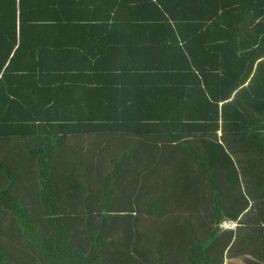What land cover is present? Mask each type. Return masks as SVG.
I'll return each instance as SVG.
<instances>
[{
  "label": "trees",
  "instance_id": "obj_1",
  "mask_svg": "<svg viewBox=\"0 0 264 264\" xmlns=\"http://www.w3.org/2000/svg\"><path fill=\"white\" fill-rule=\"evenodd\" d=\"M225 255L264 264V0H0V264Z\"/></svg>",
  "mask_w": 264,
  "mask_h": 264
},
{
  "label": "crops",
  "instance_id": "obj_2",
  "mask_svg": "<svg viewBox=\"0 0 264 264\" xmlns=\"http://www.w3.org/2000/svg\"><path fill=\"white\" fill-rule=\"evenodd\" d=\"M88 104L92 106V104L90 102ZM86 107H87V105H86ZM219 134H221V133L219 132ZM70 137H80V143L82 144V146H81L82 148L79 151H82L83 147H84V150L82 152L72 151V153L74 155H77L78 152H79L80 156L88 154L89 156L101 155V156L105 157L107 151L104 152V150L114 151L113 153L118 154L117 156L119 158H121V156L123 155L122 149H117L118 146L121 147L120 143L117 144V142H119L118 138H120V137H94L93 135L70 136ZM124 138H128V141H130L131 139H134L135 141L136 140H138V141L140 140L138 137H124ZM149 138H152V137H149ZM169 138L170 137H165L164 139H165V141H167ZM192 138L193 137L182 138L181 141H185V140L192 139ZM124 141L125 140L123 139V142ZM172 143L173 144H169V145H175L174 142H172ZM92 144H96L100 148L93 150V149H91ZM158 147H160L159 144H158ZM156 150H157L156 147L155 148L153 147L152 150L148 151V152L134 149L132 156H136V157L138 156L139 157V156L143 155V153H144V156H149V157H151L153 155L154 156L157 155L156 157H158L160 155H163V156L169 155V154H166L165 150L164 151H159V153L157 154ZM115 168H116V166L114 167V169ZM116 170H118V172L120 173L121 178L128 179V180L134 179L136 177V173L142 172L141 167L134 160H130V161L127 160L126 163H125L124 170H122L121 168L116 169ZM154 176L156 177V175H154ZM6 180H7V178H6ZM70 200H71V198H70ZM149 221H155V216L147 214L145 222H149ZM233 260L238 261V262H236L234 264H247L246 262L244 263L243 261H239V260H241V257L234 258ZM225 264H228V263H225Z\"/></svg>",
  "mask_w": 264,
  "mask_h": 264
},
{
  "label": "built area",
  "instance_id": "obj_3",
  "mask_svg": "<svg viewBox=\"0 0 264 264\" xmlns=\"http://www.w3.org/2000/svg\"><path fill=\"white\" fill-rule=\"evenodd\" d=\"M237 226H238L237 222H232V221H224L221 224L222 230H225V231L234 230L233 228H235Z\"/></svg>",
  "mask_w": 264,
  "mask_h": 264
},
{
  "label": "rangeland",
  "instance_id": "obj_4",
  "mask_svg": "<svg viewBox=\"0 0 264 264\" xmlns=\"http://www.w3.org/2000/svg\"><path fill=\"white\" fill-rule=\"evenodd\" d=\"M235 228H236V227H235ZM235 228H233V229L235 230ZM239 261H247V260H246L245 256L242 255V256H241V260H239ZM225 263H228V264H234V263H236V261L233 260V259H229L228 256L225 255Z\"/></svg>",
  "mask_w": 264,
  "mask_h": 264
}]
</instances>
